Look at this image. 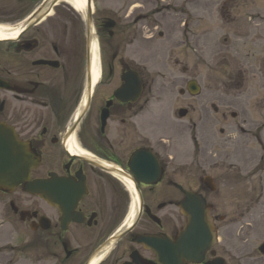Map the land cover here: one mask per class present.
<instances>
[{"label":"flooded vegetation","instance_id":"af4514ba","mask_svg":"<svg viewBox=\"0 0 264 264\" xmlns=\"http://www.w3.org/2000/svg\"><path fill=\"white\" fill-rule=\"evenodd\" d=\"M236 3L0 0V125L38 181L0 188V264H264V119L247 109L264 82H203L264 39V8Z\"/></svg>","mask_w":264,"mask_h":264},{"label":"rangeland","instance_id":"374dc122","mask_svg":"<svg viewBox=\"0 0 264 264\" xmlns=\"http://www.w3.org/2000/svg\"><path fill=\"white\" fill-rule=\"evenodd\" d=\"M210 1V5L212 0ZM240 1V2H239ZM245 0H237L236 6H242L241 3L244 2ZM251 1V6L253 8H264V0H250ZM97 2V6H104V5H109V6H116V5H120V3L122 2V0H110V2L106 1V0H96ZM112 4V5H111ZM256 12H262V16H264V10L260 11V10H255ZM261 23L264 24V21H262ZM253 26H258L255 25V23L253 24ZM260 27V26H258ZM254 47L251 48H247V50L249 51V56L246 57V61L245 62H238L236 63V67H234V65H232V63H227L221 67L217 66V63L215 62H209L206 61L204 63V77H203V82L204 85L206 87H212L215 80L216 75L213 74L216 70H220V71H234V70H242L245 73L248 74H252V77L250 78V81L247 83V86L250 89H255V87H257V85L260 84V82H264V79L261 81V79H258V77L260 76V74H264V39H261L260 42H256L254 44ZM236 50H243L242 47H236L233 48ZM141 66H146L148 70H152V68L155 67V65L152 63V65L150 64H145L142 62H139ZM259 98H262V94L258 95ZM260 102L259 99H257L256 97H250L249 100H247V103L249 104H254ZM253 106L248 105L247 109L249 114L254 118V119H264V110L262 111H254L251 110ZM2 195H0V200L2 199ZM2 207L4 206L3 204L1 205ZM7 211L6 209H3L0 212V215H6ZM8 215V214H7ZM1 218H0V222H1ZM1 231V228H0Z\"/></svg>","mask_w":264,"mask_h":264},{"label":"water","instance_id":"95a60500","mask_svg":"<svg viewBox=\"0 0 264 264\" xmlns=\"http://www.w3.org/2000/svg\"><path fill=\"white\" fill-rule=\"evenodd\" d=\"M5 130L6 127L0 125V188L7 189L14 187L17 183L29 178V169L32 167L31 162L34 161V158L28 154L25 146L22 147L17 144L14 137L12 151L11 153H7V150L9 149ZM26 190L32 194H37V181L28 183ZM205 222H207L206 219ZM204 231L207 233V227ZM206 233L204 234V237L207 236Z\"/></svg>","mask_w":264,"mask_h":264}]
</instances>
